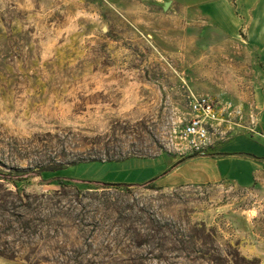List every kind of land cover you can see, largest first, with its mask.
<instances>
[{"label": "rangeland", "instance_id": "374dc122", "mask_svg": "<svg viewBox=\"0 0 264 264\" xmlns=\"http://www.w3.org/2000/svg\"><path fill=\"white\" fill-rule=\"evenodd\" d=\"M241 5L0 0V264H264V175L250 188L54 181L118 183L106 165L193 155L189 92L226 105L215 148L249 135L264 65Z\"/></svg>", "mask_w": 264, "mask_h": 264}, {"label": "crops", "instance_id": "0c3cea01", "mask_svg": "<svg viewBox=\"0 0 264 264\" xmlns=\"http://www.w3.org/2000/svg\"><path fill=\"white\" fill-rule=\"evenodd\" d=\"M242 4V9L250 14L249 40L257 46L264 65V0H242ZM255 101L258 116L249 135L235 136L219 147L186 158L175 155L132 158L110 163L104 169L111 173V180L123 184H143L155 179L153 183L170 189L227 180L238 187H253L264 175V90Z\"/></svg>", "mask_w": 264, "mask_h": 264}, {"label": "built area", "instance_id": "2783aa9c", "mask_svg": "<svg viewBox=\"0 0 264 264\" xmlns=\"http://www.w3.org/2000/svg\"><path fill=\"white\" fill-rule=\"evenodd\" d=\"M188 117L180 129V137L192 154H202L214 147V133L220 125L221 114L226 105L215 101L208 95H186ZM251 133L253 129H250Z\"/></svg>", "mask_w": 264, "mask_h": 264}, {"label": "trees", "instance_id": "16d2710c", "mask_svg": "<svg viewBox=\"0 0 264 264\" xmlns=\"http://www.w3.org/2000/svg\"><path fill=\"white\" fill-rule=\"evenodd\" d=\"M8 179H13V177L10 176ZM17 179H23V178L18 177ZM154 180L155 179H152L143 184H123V183H105V182L91 181V180H75V179H69L65 177L54 178V181H57L59 184H62L64 181H67V182H74V183H79V184H84V185H97V186H102L103 188L114 187V188H125V189L132 187V186L145 187L149 184H152Z\"/></svg>", "mask_w": 264, "mask_h": 264}]
</instances>
